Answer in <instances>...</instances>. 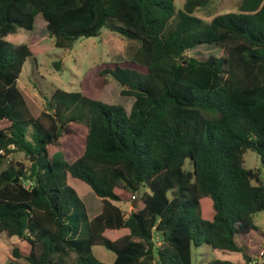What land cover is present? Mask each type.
Here are the masks:
<instances>
[{"label": "trees", "instance_id": "16d2710c", "mask_svg": "<svg viewBox=\"0 0 264 264\" xmlns=\"http://www.w3.org/2000/svg\"><path fill=\"white\" fill-rule=\"evenodd\" d=\"M209 2L0 0V165L13 152L35 156L0 169V233L27 245L13 246L7 264H192L202 244L243 259L206 264H248L262 250L251 240L264 243L253 221L264 218V180L243 154L259 156L264 178V0L198 17ZM38 14L55 47L106 27L138 40V59L97 64L79 91L55 88L34 117L17 79L43 46L6 36L32 31ZM201 44L224 53L187 55ZM108 76L135 96L129 111L100 100ZM63 134L81 146L72 161L56 146ZM70 178L100 198L92 218ZM127 201L128 212L116 204ZM95 245L113 261H99Z\"/></svg>", "mask_w": 264, "mask_h": 264}, {"label": "rangeland", "instance_id": "374dc122", "mask_svg": "<svg viewBox=\"0 0 264 264\" xmlns=\"http://www.w3.org/2000/svg\"><path fill=\"white\" fill-rule=\"evenodd\" d=\"M241 0H210L206 7L200 8L195 14L205 20H210L213 16L225 12L235 11ZM184 0H174L175 9L182 8ZM35 36L32 44H41L43 50L28 56L23 64L22 71L17 79V86L23 93L27 106L34 117H38L40 112L45 110V96H50L55 88H61L66 91H79L85 75L97 64L106 61L114 62L126 58L138 59L137 49L138 40H132L122 37L115 31L103 27L99 35L91 37H82L74 40L70 48L55 47L53 37L48 35L45 28V21L38 14L35 17L34 28L27 31L18 28L16 33L6 36V39L12 43L18 44L28 42ZM224 53L222 47H216L209 44H201L187 52L189 56L198 58L207 57L211 54L221 55ZM56 63V66H55ZM58 63V64H57ZM122 86L108 76V83L100 96V100L106 103L122 104L129 111L135 96H123L120 94ZM43 122L48 124L47 119ZM72 134H63L56 142L58 148H62L67 160H74L81 151V146ZM7 161L12 163L21 162L27 166L31 161L23 152H13L8 155L1 163L0 169L5 167ZM189 160H185V166ZM243 165L246 168H259L260 179L263 181V171L260 168L259 156L252 150H246L243 154ZM70 185L76 190L79 197L86 206L87 215L92 218L101 210V200L97 197L90 187L84 182L70 178ZM253 183H256L253 181ZM131 201L117 202L121 208L128 212ZM256 225L257 234L264 233V218L262 213H257L253 217ZM108 236L117 234L115 230H107ZM18 245L22 250L27 245L16 237H7L4 232L0 233V264H7L10 258V250ZM260 249H264V243L261 238L254 236L251 240V250L255 254ZM192 264H206L212 259H226L233 262H242L243 259L239 253L228 250L214 249L207 244L192 246ZM94 256L101 262L111 263L115 254L100 245L92 247ZM257 256V255H255ZM264 260V257H263ZM20 263H22L20 261Z\"/></svg>", "mask_w": 264, "mask_h": 264}, {"label": "built area", "instance_id": "2783aa9c", "mask_svg": "<svg viewBox=\"0 0 264 264\" xmlns=\"http://www.w3.org/2000/svg\"><path fill=\"white\" fill-rule=\"evenodd\" d=\"M132 199H134V196H132ZM263 257H264V249L260 250L257 256L249 260L248 264H257L263 260Z\"/></svg>", "mask_w": 264, "mask_h": 264}, {"label": "water", "instance_id": "95a60500", "mask_svg": "<svg viewBox=\"0 0 264 264\" xmlns=\"http://www.w3.org/2000/svg\"><path fill=\"white\" fill-rule=\"evenodd\" d=\"M35 160V156H32L30 157V161L33 162ZM18 181V178L16 177L13 182H17ZM131 206L133 207L134 206V202L131 203Z\"/></svg>", "mask_w": 264, "mask_h": 264}]
</instances>
